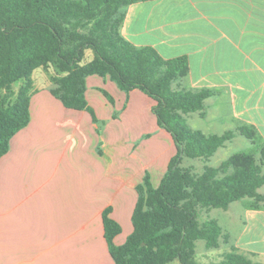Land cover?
I'll return each mask as SVG.
<instances>
[{
  "label": "crops",
  "instance_id": "crops-1",
  "mask_svg": "<svg viewBox=\"0 0 264 264\" xmlns=\"http://www.w3.org/2000/svg\"><path fill=\"white\" fill-rule=\"evenodd\" d=\"M124 12L119 30L127 41L151 46L163 58L185 56L188 71L180 89L212 93L201 110L187 113L186 123L205 134L251 127L256 138H246L247 151L260 162L264 0H142ZM91 58L87 50L85 60ZM53 73L52 67L33 70L29 123L11 137L0 158V264H115L103 211L110 208L109 217L120 226L113 242L122 244L133 230L136 185L146 171L158 185L174 142L157 124L155 100L141 90L125 92L108 75H88L85 97L94 122L87 110L67 108L51 94ZM197 120L199 128L192 127ZM258 192L264 195V184ZM246 200L228 205V223L215 219L222 229L217 247L195 242V262L217 263L235 251L264 264V204L249 208L251 198Z\"/></svg>",
  "mask_w": 264,
  "mask_h": 264
},
{
  "label": "trees",
  "instance_id": "trees-1",
  "mask_svg": "<svg viewBox=\"0 0 264 264\" xmlns=\"http://www.w3.org/2000/svg\"><path fill=\"white\" fill-rule=\"evenodd\" d=\"M137 1L142 0H0V158L9 150L11 137L29 123L31 74L36 68L52 67L51 94L67 108L87 110L94 122L85 97L88 75H108L125 92L141 90L156 101L152 111L158 126L171 135L175 153L157 186L147 171L136 185L133 230L122 244L113 242L120 226L109 217L110 208L103 211L109 252L115 264H165L173 259L198 264L195 242L202 239L207 248L217 247L222 235L214 218L199 220L198 207L226 209L243 198H251L249 208L264 204L258 192L264 184V146L258 149L260 162L254 152L240 151L200 174L180 165L184 157H210L235 133L205 134L186 123L182 114L201 110L212 93L172 87L188 71L185 56L163 58L153 47L135 46L121 36L124 8ZM87 50L92 52L88 61ZM15 83L20 85L14 92ZM239 131L250 140L256 138L247 125ZM212 264L253 263L230 251Z\"/></svg>",
  "mask_w": 264,
  "mask_h": 264
},
{
  "label": "rangeland",
  "instance_id": "rangeland-1",
  "mask_svg": "<svg viewBox=\"0 0 264 264\" xmlns=\"http://www.w3.org/2000/svg\"><path fill=\"white\" fill-rule=\"evenodd\" d=\"M119 32H120V30H119ZM180 79L181 78H179V79L175 80L174 82H172L171 85H172V87L174 89H177V90L180 89ZM19 85H20L19 83H15L13 85V91L14 92L18 89ZM155 104H156V101H155ZM196 115L197 114L192 116L190 118V121H194V118H196ZM182 116L184 118L186 117L185 119L187 120V117H188L187 113L186 114H182ZM192 124H193V125H191L192 127L196 128V126H197V128H199V126H200L199 124H201V123H199V120H197V123L195 121ZM123 131L124 130H122V132ZM124 132H126V134H127L126 130ZM235 133H237L238 136H237L236 139L233 140L232 143L226 144V146L216 150L213 153V155H211L210 157H208V158H188V157H184L182 159L180 165L183 166V167L189 168L193 173L200 174L204 170V168L206 166L217 167L224 159H226L231 154H233L235 152H240V151H247L248 146H249L248 145L249 144L248 140L246 139V137L244 135L240 134L239 129L237 131H235ZM219 175H221V174H219ZM21 180L22 181L24 180V182H25L28 179H21ZM62 180H66V179H62ZM238 201H239V203H245L247 200H246V198H243V199L238 200ZM231 209L232 208H229V210L225 211V209H223V208L202 207V206H200V207H198V218H199L200 221H204V220L209 219V218H214V219H217L218 221H221V222L225 219V221H227V223H228L229 211ZM201 241L203 242V240H200V242ZM197 249L199 250V246L197 247ZM197 253H198V251L196 252V255H197Z\"/></svg>",
  "mask_w": 264,
  "mask_h": 264
}]
</instances>
